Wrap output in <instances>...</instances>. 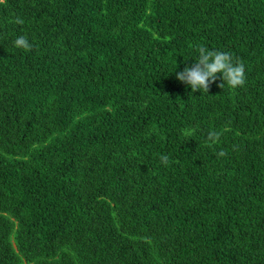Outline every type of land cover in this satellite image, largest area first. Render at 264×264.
<instances>
[{"label": "trees", "instance_id": "16d2710c", "mask_svg": "<svg viewBox=\"0 0 264 264\" xmlns=\"http://www.w3.org/2000/svg\"><path fill=\"white\" fill-rule=\"evenodd\" d=\"M0 264H264V0L0 5Z\"/></svg>", "mask_w": 264, "mask_h": 264}, {"label": "clouds", "instance_id": "9594fccd", "mask_svg": "<svg viewBox=\"0 0 264 264\" xmlns=\"http://www.w3.org/2000/svg\"><path fill=\"white\" fill-rule=\"evenodd\" d=\"M6 0H0V5L5 4ZM14 23L23 25L24 20L20 17H15ZM14 46L25 51H32L33 44L29 41L26 35H19L14 40ZM198 56L196 62L192 66L185 67L183 71L176 73L178 81L191 87L192 92L203 90L208 93L210 84L215 82L220 74L222 83L218 86L223 88L227 84L230 88L242 87L246 82L245 65L242 61L235 59L229 52L209 49L204 45L197 46ZM197 129L190 127L184 130L186 138L193 136ZM220 132L209 131L207 134V142L209 146L219 142L221 137ZM226 153L220 151L218 156H224ZM160 161L162 164L169 163V156L161 155Z\"/></svg>", "mask_w": 264, "mask_h": 264}]
</instances>
